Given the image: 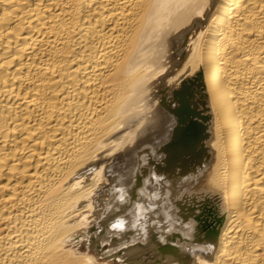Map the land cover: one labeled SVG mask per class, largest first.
I'll use <instances>...</instances> for the list:
<instances>
[{
    "label": "bare ground",
    "instance_id": "bare-ground-1",
    "mask_svg": "<svg viewBox=\"0 0 264 264\" xmlns=\"http://www.w3.org/2000/svg\"><path fill=\"white\" fill-rule=\"evenodd\" d=\"M101 219L264 264V0H0V264H126L81 250Z\"/></svg>",
    "mask_w": 264,
    "mask_h": 264
},
{
    "label": "rangeland",
    "instance_id": "rangeland-1",
    "mask_svg": "<svg viewBox=\"0 0 264 264\" xmlns=\"http://www.w3.org/2000/svg\"><path fill=\"white\" fill-rule=\"evenodd\" d=\"M118 194H120V195H118V197H117V202H115V206L116 205H123L124 206V204H127L128 203V200L130 199V198H132V200H134L135 199V197L136 196H134L136 193H118ZM122 194V195H121ZM126 194V195H125ZM154 194V193H153ZM149 196L146 198V200H147V202L150 200V202L153 200L154 201V199H150V196L152 195V193L151 194H148ZM120 196H122L121 198H120ZM158 197H156V199L158 200V198H159V195H157ZM123 198V199H122ZM126 198V199H125ZM121 199V201L120 202H118L119 200ZM155 199V201L154 202H156L157 200ZM147 202H145V203H143L144 205L147 203ZM148 202L146 205H145V207L147 206V208L149 209V211L151 210V214H150V216H147V214H148V212H144V214H141V218H145V219H148L149 217H150V219H151V216H152V218L153 217H155V218H153V219H157L156 217L158 216L157 215V213H158V209H157V212H156V209H155V211L153 212L152 210H154V208H155V206H154V204L157 206V204L156 203H153V202ZM118 203V204H117ZM151 204V209L149 208L150 207V204ZM153 203V204H152ZM149 204V205H148ZM131 208L132 207H126L125 209H124V211H121V214L120 213H118L119 215H123V213H124V215H125V213H127L129 210H131ZM147 208H146V211H147ZM143 213V212H142ZM145 214H146V217H145ZM148 214V215H149ZM144 215V216H143ZM155 215V216H154ZM143 216V217H142ZM141 218H140V220H141ZM152 219V220H153ZM102 221V219L98 222V225H97V229L98 230H96V232L94 231V230H92L91 232L92 233H90V237H88L87 239H88V241H87V239H85V240H83L82 241V243H80V248H81V250H85L86 248L88 249V251H89V244H91V245H94V243H95V245H98L103 251H108V250H111V249H113V250H115V251H120V253H122L123 254V252L125 251H127L128 250V248L130 249L131 247L130 246H137V247H142L143 245H145L146 244V242L145 241H143V239L142 238H146V236H147V234H148V230H149V227H151L150 226V224H149V227H147L148 226V224H146L147 222H144V223H138L139 225H138V227H136L137 228V230H139L140 229V231H137L136 230V228H134V233L136 232V233H143L142 234V236L140 237V239L139 238H136L135 240H132V239H130V237H129V241H128V238H127V241L126 240H124V241H121L120 239H121V236H122V234H117V233H115V232H113V231H111V232H107L106 230V227H104L103 226V223L101 222ZM146 224V225H145ZM100 225V226H99ZM140 225H143V226H140ZM99 226V227H98ZM146 227V228H145ZM101 228V229H100ZM105 228V229H104ZM143 228H145V229H143ZM151 228H153V226L151 227ZM131 229V228H130ZM143 229V230H142ZM125 231V229L123 230V232ZM144 231V232H143ZM146 231V232H145ZM155 231V230H154ZM98 232V233H97ZM107 232V233H106ZM113 233V234H112ZM115 233V234H114ZM121 233V232H120ZM97 234H98V236H97ZM109 234H111V235H109ZM117 234V235H116ZM124 234V233H123ZM102 235H103V237H102ZM115 235V236H114ZM133 235V234H132ZM93 236V237H92ZM117 236V237H116ZM145 236V237H144ZM95 237H97L96 239H95ZM112 237L114 238H116V239H119L116 243H115V240H112ZM99 238V239H98ZM107 238V239H106ZM132 238H134L133 236H132ZM91 239V240H90ZM104 239V240H103ZM111 239V240H110ZM109 240V241H108ZM123 240V239H122ZM94 241V242H93ZM109 243H108V242ZM111 241V242H110ZM119 241H120V243H119ZM135 241V242H134ZM138 241V243H136ZM107 242V243H106ZM127 242V243H126ZM131 242H132V244H131ZM145 242V243H144ZM148 242V241H147ZM99 243V244H98ZM112 245H111V244ZM123 243V244H122ZM142 243V244H141ZM85 244V245H84ZM116 244V245H115ZM120 244V245H119ZM116 246V249L114 248L115 246ZM124 245V246H123ZM112 246V247H111ZM114 246V247H113ZM120 246V247H119ZM129 246V247H128ZM132 246V247H133ZM150 248H152V249H150V248H148L147 246H145V248H143V249H140V252L139 253H142V255L144 256V257H146L147 259H148V261H152V262H154L155 260L156 261H158V259H160V255H161V253H160V251H158V249H155V247H156V245H154V244H150ZM119 247V248H118ZM154 247V248H153ZM109 248V249H108ZM108 249V250H107ZM145 249V251H143V252H141L142 250H144ZM148 249V250H147ZM123 250V251H122ZM156 250V251H155ZM122 251V252H121ZM153 251V252H152ZM89 252H91V253H94V251H92L91 249H90V251ZM124 252V253H125ZM128 252V251H127ZM155 252H156V254H155ZM159 252V253H158ZM148 253H150V254H148ZM160 254V255H159ZM159 255V256H158ZM153 257H155V258H153ZM156 257H159V258H156ZM146 259V260H147ZM154 260V261H153ZM155 261V262H156ZM114 264H116V263H114Z\"/></svg>",
    "mask_w": 264,
    "mask_h": 264
},
{
    "label": "water",
    "instance_id": "water-1",
    "mask_svg": "<svg viewBox=\"0 0 264 264\" xmlns=\"http://www.w3.org/2000/svg\"><path fill=\"white\" fill-rule=\"evenodd\" d=\"M92 244V243H91ZM89 244V249L100 255L101 257H112L114 261H119L123 263H130V264H156L152 261L146 260L147 258L142 255V253H126L122 254L120 251H114V250H108V251H103L98 245H91Z\"/></svg>",
    "mask_w": 264,
    "mask_h": 264
}]
</instances>
